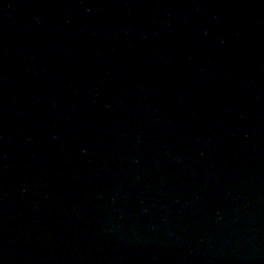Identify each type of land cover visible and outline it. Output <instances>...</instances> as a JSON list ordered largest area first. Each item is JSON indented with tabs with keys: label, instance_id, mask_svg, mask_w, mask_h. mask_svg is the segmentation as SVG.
<instances>
[{
	"label": "water",
	"instance_id": "water-1",
	"mask_svg": "<svg viewBox=\"0 0 264 264\" xmlns=\"http://www.w3.org/2000/svg\"><path fill=\"white\" fill-rule=\"evenodd\" d=\"M0 264H264V0H0Z\"/></svg>",
	"mask_w": 264,
	"mask_h": 264
}]
</instances>
